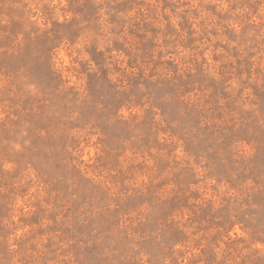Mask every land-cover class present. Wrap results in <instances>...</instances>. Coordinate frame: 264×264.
I'll return each instance as SVG.
<instances>
[{
  "label": "rangeland",
  "instance_id": "1",
  "mask_svg": "<svg viewBox=\"0 0 264 264\" xmlns=\"http://www.w3.org/2000/svg\"><path fill=\"white\" fill-rule=\"evenodd\" d=\"M0 264H264V0H0Z\"/></svg>",
  "mask_w": 264,
  "mask_h": 264
}]
</instances>
